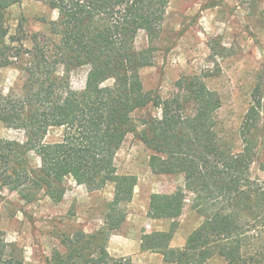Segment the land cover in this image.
<instances>
[{
	"label": "trees",
	"instance_id": "1",
	"mask_svg": "<svg viewBox=\"0 0 264 264\" xmlns=\"http://www.w3.org/2000/svg\"><path fill=\"white\" fill-rule=\"evenodd\" d=\"M27 0H0V74L19 71V82L6 88L0 76V121L22 129L25 138L0 137V181L34 202L42 196L61 202L73 181L90 191L115 183L110 223L95 233L78 229L62 239L50 264H134L130 255L107 250L113 231L126 221L121 204L132 199L137 178L113 174L116 155L130 133L151 151L156 174L183 173L192 194L191 208L203 221L182 247L171 242L186 196L155 192L149 216L173 219L156 231L152 249L170 264H264V171L257 147L264 134V81L256 85L241 126L240 148L217 113L223 99L203 76L183 74L172 94L162 98L145 88L144 67L156 63L159 38L171 0H35L58 11L51 33H35L32 46L21 31L10 32L6 12ZM145 34L148 45L138 48ZM89 66L85 87L72 86V70ZM153 105L138 121L136 110ZM193 105V110L189 106ZM64 127L61 140L47 142L50 127ZM38 151L34 166L31 153ZM0 264H25L22 249L0 235Z\"/></svg>",
	"mask_w": 264,
	"mask_h": 264
},
{
	"label": "rangeland",
	"instance_id": "2",
	"mask_svg": "<svg viewBox=\"0 0 264 264\" xmlns=\"http://www.w3.org/2000/svg\"><path fill=\"white\" fill-rule=\"evenodd\" d=\"M58 16V11L46 3L27 0L10 7L6 21L11 33L21 31L27 37L25 44L32 46L31 36L35 33L48 34L59 41L60 36L51 33L50 25ZM147 45L146 35L141 34L138 48ZM154 46L156 63L141 70L145 88L166 98L174 91L181 75L203 76L221 95L223 106L217 115L240 148L239 127L256 85L264 81V0H171L163 30ZM88 71L89 66L71 71L74 88L85 87ZM0 76L2 84L9 88L19 82L20 73L15 68H6ZM193 107L190 105L189 110ZM149 112L160 114V109L149 105L136 110L133 116L138 121ZM63 134L64 127L53 126L45 140L56 142ZM0 137L23 140L25 132L0 121ZM257 151L260 161L264 162V134ZM151 154L152 151L130 133L116 155L111 172L135 175L137 184L133 198L121 204V209L127 213L126 221L113 231L106 250L113 256H132L134 264H170L152 249L151 238L156 231L169 230L173 219L149 216L151 195L164 192L186 196L184 211L176 219L178 228L171 242L174 247L186 243L203 216L191 208L193 196L186 189L185 175L154 173L150 167ZM31 159L34 166L40 163L38 151L31 153ZM254 174L264 179V171L256 167ZM114 194V182L107 183L101 190L90 191L85 185L71 181L59 203L47 196L27 202L0 181V235L22 249L25 264H50L55 250L67 251L63 238L71 237L78 229L95 233L108 226L111 222L109 205ZM121 236L130 240L131 245L125 247L119 240ZM207 264L226 262L215 257Z\"/></svg>",
	"mask_w": 264,
	"mask_h": 264
},
{
	"label": "crops",
	"instance_id": "3",
	"mask_svg": "<svg viewBox=\"0 0 264 264\" xmlns=\"http://www.w3.org/2000/svg\"><path fill=\"white\" fill-rule=\"evenodd\" d=\"M121 237H123V238H121ZM120 237V241L121 242H123V243H125V247H127L128 245H131V241L130 240H128L127 238H125L124 236H121ZM116 240V239H115Z\"/></svg>",
	"mask_w": 264,
	"mask_h": 264
}]
</instances>
